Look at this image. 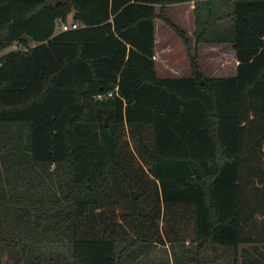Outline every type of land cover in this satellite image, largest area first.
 <instances>
[{
  "label": "trees",
  "instance_id": "1",
  "mask_svg": "<svg viewBox=\"0 0 264 264\" xmlns=\"http://www.w3.org/2000/svg\"><path fill=\"white\" fill-rule=\"evenodd\" d=\"M183 1L0 0V264H125L189 238L186 264L210 243L264 264V0H195L193 40L167 12ZM157 17L190 76L157 73ZM211 41L235 75L205 74Z\"/></svg>",
  "mask_w": 264,
  "mask_h": 264
},
{
  "label": "rangeland",
  "instance_id": "2",
  "mask_svg": "<svg viewBox=\"0 0 264 264\" xmlns=\"http://www.w3.org/2000/svg\"><path fill=\"white\" fill-rule=\"evenodd\" d=\"M173 16L176 14V16L179 14L178 9L172 10ZM192 12V11H191ZM72 21V19H70ZM179 18L175 19L177 23L179 22ZM193 22V14H188L186 18L184 19V24L178 23L181 27L188 29L192 27ZM159 31L162 40H169L170 43L174 47L178 44V41L176 39L175 31L171 28L167 23L160 21L159 24ZM163 43V42H162ZM203 54H200L201 57L204 56V65L206 68H209L210 66H218L221 69L216 74H221L226 72V69H223L230 60V54H227L226 52L222 53L223 50H228L229 45H225L220 42H206L203 45ZM11 51V47L8 46L1 50V54H5L7 52ZM162 54L165 55V51L162 49ZM222 56H225V60L222 58ZM165 58V56H164ZM224 70V72H223ZM259 165L262 166L264 169V157L262 158V161L259 162ZM125 210L119 209L118 212L122 214ZM261 219V216H258V220ZM163 222L161 221V225ZM125 237L128 240H131L133 235L128 234L125 235ZM197 251V244L192 242L189 239H186L182 242H174L170 243L167 242L166 244L158 243V244H152V245H144V246H136L134 247L125 257V264H186L188 261L195 260V252ZM233 247L226 246V245H220L216 243H210L207 245V247L203 251V261L204 264H234V256H233ZM188 253V254H187ZM188 255L192 256V258L187 257ZM240 259V255L238 256ZM2 264H12L11 261L7 259L6 256H4ZM239 264H241L239 262Z\"/></svg>",
  "mask_w": 264,
  "mask_h": 264
},
{
  "label": "crops",
  "instance_id": "3",
  "mask_svg": "<svg viewBox=\"0 0 264 264\" xmlns=\"http://www.w3.org/2000/svg\"><path fill=\"white\" fill-rule=\"evenodd\" d=\"M194 7H195V0H189V1H183V2H176V3H171L168 5V15L174 21V18L177 19L179 18V22L181 23L180 25L184 24V19L188 14H193V22H192V27L185 29L181 27L176 21H174L176 24H178L182 29H184L191 40H193V34H194ZM160 5H157V10H160ZM224 8V7H223ZM178 9V15L176 14L173 16V11ZM192 11V12H191ZM70 19L73 20V16L69 15L68 16V21H71ZM162 19L160 17H157L155 19V27H156V48H155V54L154 58L156 60V70L159 76L161 77H187L192 74V67H191V61L189 57L188 50L182 40V38L175 33L176 39L178 41V44L176 47L172 45V43L169 42V40H162L160 31H159V24ZM165 22L164 20H162ZM166 23V22H165ZM168 25V24H167ZM58 30H60V26H58ZM174 31V30H173ZM163 42V43H162ZM212 42V41H211ZM206 44V42H202L200 44V49H201V54H203V44ZM216 43V42H215ZM220 43L225 44L228 46V50H223L222 53L226 52L227 54H230V62L227 63V65L223 68L226 69L227 71L221 73V74H216L215 72L219 71L221 68L218 66H210L209 68H206L204 65V56L201 57V66L203 71L205 72L206 75L208 76H231L235 75L237 73L238 69V64H239V59L236 54V50L233 47V43L230 41H221ZM162 49L165 51V55L162 54ZM165 56V58H164ZM222 58L225 60V56H222Z\"/></svg>",
  "mask_w": 264,
  "mask_h": 264
},
{
  "label": "built area",
  "instance_id": "4",
  "mask_svg": "<svg viewBox=\"0 0 264 264\" xmlns=\"http://www.w3.org/2000/svg\"><path fill=\"white\" fill-rule=\"evenodd\" d=\"M77 27V22L74 21H65L61 23V28L66 30V29H70V28H76ZM11 50H19L22 49V47L18 44V43H13L12 45H10ZM117 90V88L115 90H111L109 92H100L96 95V97L98 99H104V98H108L114 95L115 91Z\"/></svg>",
  "mask_w": 264,
  "mask_h": 264
}]
</instances>
